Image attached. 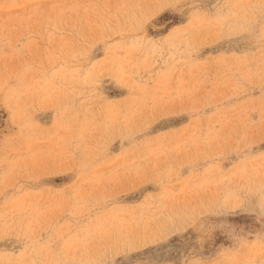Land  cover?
Returning <instances> with one entry per match:
<instances>
[{"label": "rangeland", "instance_id": "rangeland-1", "mask_svg": "<svg viewBox=\"0 0 264 264\" xmlns=\"http://www.w3.org/2000/svg\"><path fill=\"white\" fill-rule=\"evenodd\" d=\"M0 264H264V0H0Z\"/></svg>", "mask_w": 264, "mask_h": 264}]
</instances>
